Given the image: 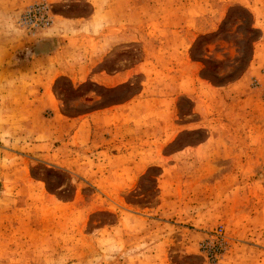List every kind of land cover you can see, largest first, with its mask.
Instances as JSON below:
<instances>
[{"label":"rangeland","instance_id":"1","mask_svg":"<svg viewBox=\"0 0 264 264\" xmlns=\"http://www.w3.org/2000/svg\"><path fill=\"white\" fill-rule=\"evenodd\" d=\"M0 264H264V0H0Z\"/></svg>","mask_w":264,"mask_h":264},{"label":"crops","instance_id":"2","mask_svg":"<svg viewBox=\"0 0 264 264\" xmlns=\"http://www.w3.org/2000/svg\"><path fill=\"white\" fill-rule=\"evenodd\" d=\"M68 51L69 48L67 49V47L65 46H60L54 50H49V47H46L45 45L40 46L39 43L36 49V53L34 54V59L30 61L33 68H36L35 70H33V73L41 78L42 82H47L49 80L53 81L58 76H62L68 73V69H70V66L67 63L66 58L59 59V57H62V55L66 57ZM119 75L120 73L115 76L110 75V78H112L111 80H113L119 78ZM45 92L46 88H40V96H44Z\"/></svg>","mask_w":264,"mask_h":264},{"label":"built area","instance_id":"3","mask_svg":"<svg viewBox=\"0 0 264 264\" xmlns=\"http://www.w3.org/2000/svg\"><path fill=\"white\" fill-rule=\"evenodd\" d=\"M23 20L30 28L48 27L52 22L45 3H36L31 5L23 14Z\"/></svg>","mask_w":264,"mask_h":264}]
</instances>
